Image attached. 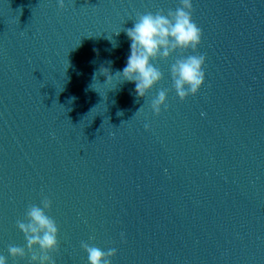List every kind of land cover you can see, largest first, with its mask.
<instances>
[{"label":"water","instance_id":"water-1","mask_svg":"<svg viewBox=\"0 0 264 264\" xmlns=\"http://www.w3.org/2000/svg\"><path fill=\"white\" fill-rule=\"evenodd\" d=\"M192 3L201 45L154 60L164 79L141 98L134 83L103 75L98 94L93 74L122 70L124 29L180 0H65L63 10L0 0L7 264H29L30 253L13 258L8 247L26 249L17 221L44 197L59 228L55 264H89L82 242L115 248L112 264H264V0ZM190 54L206 57V80L181 100L170 69ZM161 89L168 107L157 115Z\"/></svg>","mask_w":264,"mask_h":264},{"label":"clouds","instance_id":"clouds-1","mask_svg":"<svg viewBox=\"0 0 264 264\" xmlns=\"http://www.w3.org/2000/svg\"><path fill=\"white\" fill-rule=\"evenodd\" d=\"M58 3L62 10L67 7L65 0H58ZM193 12L192 0H180V6L166 14L163 10L140 14L134 20L133 27L124 29L131 41V54L127 58L126 66L114 74L110 67L101 66L93 74L90 89L97 92L93 82L101 75L106 77L104 82L100 81L101 83L110 84L113 78L117 77L122 78L121 84L134 83L136 94L145 98L164 79L163 73L153 64L154 60H167L177 51L197 52L201 45L203 32L194 22ZM113 46H116V43H113ZM107 63L111 64L110 61ZM205 64L204 55L190 54L178 57L171 65L172 86L181 100L200 92L206 80ZM167 107L168 90L161 89L152 99L151 109L160 115L162 108ZM51 207L52 201L44 197L41 205H29L25 220L17 221V227L23 232L26 240V249L9 245L8 252L13 258L25 259L30 253L29 264H55L51 253L59 251V228L56 221L47 214ZM121 235L123 237V233ZM81 247L88 254L89 264H112V257L117 254L115 248L104 251L87 242H82ZM0 264H7L4 255H0Z\"/></svg>","mask_w":264,"mask_h":264}]
</instances>
